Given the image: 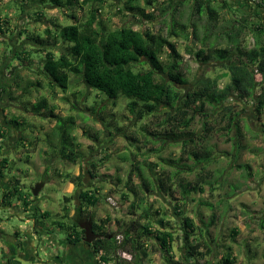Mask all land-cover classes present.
<instances>
[{"label": "rangeland", "instance_id": "1", "mask_svg": "<svg viewBox=\"0 0 264 264\" xmlns=\"http://www.w3.org/2000/svg\"><path fill=\"white\" fill-rule=\"evenodd\" d=\"M179 1L183 2V5L176 9V20L196 25L200 36L203 32L211 34L210 41L215 39L214 37L223 36V33L232 25H236L240 19L258 21L255 12H261L260 16L264 14V3L261 2H248L247 7L240 8L241 0H225L229 7L220 9L224 0H211L213 7L219 12V21L212 26L206 14L194 13L191 0ZM94 2V7L101 10L100 15L108 28L131 25L136 30L148 28L154 32L164 31L161 20L149 23L137 16L133 18L132 14L121 16L116 14V7L111 6L109 1ZM31 3L30 0H0V17L7 21L2 24L4 34H0V76L3 77V84H8V90L11 91H0V159L6 157L9 160L8 168L2 170L4 177L0 178V184L5 185L7 179L16 177L18 187L25 194L42 181L44 186L36 197L29 198L31 203L28 210H24L21 203L15 199H12L9 207H0V264H7L8 258L11 257L10 247H17L22 237L23 241L32 239L35 243L34 252L38 260H35L34 256L26 257L18 253L16 259L19 264H63L62 260L54 257L61 258L63 252L66 257L70 254V250L63 249L60 245L67 237L66 233L53 228L51 221L41 219L35 213L37 208L39 212L46 211L50 219H59L65 212H68V216L73 215L72 205L78 199V188L63 178L65 174L83 175V189L98 190L99 202L96 208L90 210L93 213L91 220L100 225L108 219L100 228L106 233H113L125 229L132 220L138 218V213L129 214L132 196L127 194L123 185L128 178L131 164L138 163L144 176L154 178L162 174L163 170H170L163 160L178 161L181 157V165H189L193 161L185 159L181 140L162 144L161 141L166 138L163 130L166 126L162 129L159 126L164 118L162 112L134 120L126 109V99L120 98L115 105H111L104 96L74 77L70 78L65 92L60 89L51 91L39 72L37 59L26 67L20 66L10 74V59L6 58V54L9 55L7 44L14 47L13 51H17L25 42H21L22 38H19L21 32L25 31L24 37L27 38V35L42 34L48 27L52 31V18H56L63 25L69 23L65 19V11L50 6L40 10L42 17L39 16L38 19L37 7ZM19 9H22V12ZM87 9L89 6L80 14L83 19L84 15L87 16ZM166 13L169 15V12ZM168 15L163 18L165 21H169ZM242 40L248 48L252 46V38L248 33L242 34ZM215 41L220 46L225 44L223 38ZM176 44L187 81L182 88L183 93L191 90L201 78L213 77L223 71L220 68L221 63L210 62L204 65L188 56L184 50L185 42L178 41ZM191 47L197 50L199 45L193 43ZM37 82L40 86L36 85ZM219 83L220 87H224L228 83V77ZM40 97L46 98L49 107H54L55 115L72 116L74 119L70 136L76 144L75 150L82 155L75 163L56 156L58 139L54 131L55 120L33 113L32 105ZM228 102L233 105L234 111L240 113L239 133H227L222 130L224 124L220 123L217 112L209 106L204 112L198 113L189 128L195 134L196 140H203L197 141L198 145L211 151L212 160L205 165L210 176L206 180L208 184L204 186L203 193L192 194L184 206L181 202L178 204L183 207L185 215L191 217L201 228L203 222L206 223L212 214L210 208L204 204L214 206L215 225L209 229V238L204 237L208 242L207 246L199 248L202 254L198 257L200 264L209 261L210 264H220V259L225 255L231 257L229 264H264V230L258 226L259 218L264 215V118L255 114L250 101L237 104ZM204 115L207 118L201 117ZM16 117L24 124L23 127L14 129L13 125L8 123V120ZM204 121L208 123L206 126ZM116 128L122 130L116 131ZM155 132L158 133L156 138L151 135ZM205 136L207 137L204 138ZM125 156L128 157L127 160L124 159ZM91 164L94 168H91ZM245 164L249 166L248 171L237 168ZM245 171L250 176L246 175ZM116 178L122 181L121 184L116 182ZM189 179H193V176H189ZM132 183H139L137 175L132 176ZM122 195L127 198L124 199ZM64 197H73L74 201L64 203ZM146 200L152 203L154 208L161 204L170 208L171 205L155 191L146 194ZM34 217L38 227L35 225L33 228ZM170 217L172 222L180 220L174 216L172 210ZM83 221L84 219H80V222ZM233 228L238 230L234 242L231 239ZM34 229H38L39 234L35 235ZM176 231L171 253L174 261L181 262L183 241L180 232ZM194 240H200L202 244L197 235ZM49 243L52 247H49ZM146 244L148 255L146 258L141 257L138 264H167L164 261L165 253L159 250L153 240H148ZM24 257L35 262L23 260ZM118 258L121 262L122 258ZM126 262L125 264H132V256L131 260ZM95 263L97 260L92 262Z\"/></svg>", "mask_w": 264, "mask_h": 264}, {"label": "trees", "instance_id": "2", "mask_svg": "<svg viewBox=\"0 0 264 264\" xmlns=\"http://www.w3.org/2000/svg\"><path fill=\"white\" fill-rule=\"evenodd\" d=\"M94 1L99 3L104 0H30L31 4L37 7L38 19L39 16L42 17L40 10L50 6L65 11L64 16L69 23L63 25L56 18H52V31L48 27L42 34L27 35V38L24 37L25 31L21 32L19 37L22 38L21 42L28 43L24 42L23 47L17 51H13L14 47L7 44L9 55L6 54V58L10 59V74L20 66L26 67L37 59L39 72L51 91L60 89L65 92L70 78L74 77L81 79L88 88L104 96L111 105H115L120 98L126 99L128 101L126 109L134 120L162 112L164 118L159 126L160 129L166 126L163 129L166 138L161 141L162 144L181 140L182 152L186 154L185 159L192 160V164L181 165L179 163L181 157L178 161L163 160L170 170H163L162 174L154 178L144 176L138 163L131 164L128 178L123 185L127 194L132 196L129 214L138 213V218L132 220L125 229L113 233H106L100 228L108 219L102 221L100 225L92 223L93 229L98 230L100 234V238L92 243V248L94 256L97 257V264L127 263L124 259L119 261L118 251L131 255L132 264H138L141 257L146 258L148 255L146 242L153 240L159 250L165 253V263L200 264L198 257L202 254L199 248L208 244L204 237L209 238V229L215 225V209L209 203L204 204L210 208L212 214L206 223L203 222L201 228L191 217L185 215L181 204L184 206L192 194L204 192V186L208 184L206 180L210 176L205 165L211 162L212 157L208 148L198 145L197 141L203 140H196L195 134L189 128L198 113L204 112L209 106L217 112L220 123L224 124L222 130L227 133L234 131L239 133L240 113L234 111L233 105L228 101H233L234 104L250 101L255 114L264 118V25L240 19L236 25L227 29L223 36L214 37L215 39L210 41L211 34L203 32L200 36L196 25L176 20V9L183 5L179 0H105L116 7L115 12L118 15L132 14L133 18L137 16L149 23L161 20V25H164V31L159 32L148 28L136 30L131 25L111 29L103 22L101 10L94 7ZM242 1L264 3V0ZM191 3L194 13L206 14L212 26L219 21L218 9L213 7L211 0H191ZM86 6H89V9L86 17L82 14L83 19L80 14L84 13ZM228 7V2L224 0L220 9ZM19 11L22 12V9ZM166 12H169V15ZM167 15L169 21L163 19ZM6 23V19L0 17L2 35L4 34L2 24ZM245 32L252 38V46L249 48L242 40V34ZM220 38L225 40L224 46L215 41ZM178 41L185 42L184 50L188 56L204 65L210 62L221 63L220 68L223 71L213 77L201 78L191 90L183 93L182 88L187 81L182 57L177 49ZM193 43L199 45L197 50L192 49ZM226 76L228 83L220 87V80ZM36 85L40 86L38 82ZM9 87L8 84H3V77L0 76V91L10 93ZM32 111L40 117L55 120L54 131L58 139L56 156L59 159L75 163L82 158L75 150L76 144L70 136L74 127L72 116L55 115L54 107H49L45 97H40L32 105ZM201 117L207 118L206 115ZM8 123L13 125L14 129L24 125L17 117L8 120ZM203 124L206 126L208 123L204 121ZM120 130L122 129L116 128V131ZM151 135L158 137L156 132ZM127 158L124 157L125 160ZM8 165L9 160L2 157L1 178L4 177L2 170H6ZM91 168H94V165L91 164ZM237 168L249 170L247 164ZM136 175L139 183L133 184L132 176ZM191 175L193 179H189ZM246 175L250 176L248 172ZM82 176L80 174L71 176L69 173L63 176L66 181L78 188V199L72 205V216L65 212L59 219L54 217L50 219L48 212H39L38 208L35 213L41 219L51 221L53 228L64 231L67 236L65 239L72 244L80 241L83 236L78 222L85 217L92 218L93 213L90 210L96 208L99 202L98 190L83 189ZM8 182L12 188L1 198L0 207H9L12 199H15L21 203L24 210H28L31 203L29 198L32 197L31 190L27 194L21 192L16 177L8 179ZM116 182L121 184L122 181L116 178ZM41 183L44 184V181ZM152 191L160 194L165 202L171 204L170 208L163 204L154 208L152 203H148L146 194ZM122 197L127 198L126 195ZM72 200L74 201L73 197L63 198L64 203ZM171 210L180 220L171 221ZM36 217L34 224L38 227ZM258 226L264 230V215L259 218ZM175 230L180 232L183 241L181 262L174 261L171 253ZM237 232V229H231L233 242L236 241ZM14 234L17 235V232ZM195 235L202 240V244L200 240H194ZM13 247L9 249L11 257L8 258L7 264H19L16 259L19 246L17 244V247ZM230 258V255H225L219 263L229 264ZM206 264H210V261Z\"/></svg>", "mask_w": 264, "mask_h": 264}, {"label": "crops", "instance_id": "3", "mask_svg": "<svg viewBox=\"0 0 264 264\" xmlns=\"http://www.w3.org/2000/svg\"><path fill=\"white\" fill-rule=\"evenodd\" d=\"M247 5H248V2L245 3L243 1L239 4V6H241L240 8H245V7H247ZM255 13L257 14V17H258L257 19H259L256 22H259L262 25H264V14L262 13V16H260L261 12L258 11ZM243 20H248V19H243ZM248 21H250V20H248ZM251 22H255V21L251 20ZM23 240H24L23 237L19 240V243H18L19 247H18L17 252L19 254H22V256H26V257L27 256L28 257L34 256L36 258V255L34 252L35 251V249H34L35 243L32 241V239L31 240L27 239L26 241H23ZM52 241H53V245L55 247L56 244L54 242V238ZM60 245H62L63 249L70 250V254L67 257L64 255V252H63L62 257L59 258V260H62V263H64V264H84V262H88V263L90 262L92 264V262H96V257L89 255V251L86 250L87 248L81 242H77L75 245H71L70 243L65 242V240H64L62 243H60ZM81 249H83V251H81ZM26 257H24L23 260L35 262L34 260L27 259ZM35 260H38V259L36 258ZM55 260H54V262H55ZM95 264H97V263H95Z\"/></svg>", "mask_w": 264, "mask_h": 264}, {"label": "flooded vegetation", "instance_id": "4", "mask_svg": "<svg viewBox=\"0 0 264 264\" xmlns=\"http://www.w3.org/2000/svg\"><path fill=\"white\" fill-rule=\"evenodd\" d=\"M11 183H12V181H11ZM10 188H12V187L9 184L8 179H7L6 183H5V185H1L0 184V202L2 200L1 198L5 197L6 193L10 190ZM91 219L92 218H90V217H85L83 222H80V221L78 222L79 229L83 231V236L81 237V240L78 241V242H81L87 248L86 250L89 251V255L94 256V250L92 248V243L96 239L100 238V234L98 233V230L93 229V226H92L93 221ZM34 226H35V224L33 225V228H34ZM90 230L92 232H90ZM39 232L40 231L38 229H36V230L34 229V231H33V233L35 235L39 234ZM85 239L89 240L90 243L85 242L84 241ZM65 242H68V241L65 239ZM70 244L71 245H75L76 243H74V244L70 243ZM49 245H50L49 247H52L51 243H49ZM56 257H57V259L60 258L59 256H56Z\"/></svg>", "mask_w": 264, "mask_h": 264}, {"label": "water", "instance_id": "5", "mask_svg": "<svg viewBox=\"0 0 264 264\" xmlns=\"http://www.w3.org/2000/svg\"><path fill=\"white\" fill-rule=\"evenodd\" d=\"M43 186H44L43 183H38V184H36L35 187L32 188V190H31V195H32L33 197H36V196L38 195L40 189H41ZM90 232H92V231L90 230ZM84 241L87 242V243H90V241L87 240V239H85Z\"/></svg>", "mask_w": 264, "mask_h": 264}, {"label": "built area", "instance_id": "6", "mask_svg": "<svg viewBox=\"0 0 264 264\" xmlns=\"http://www.w3.org/2000/svg\"><path fill=\"white\" fill-rule=\"evenodd\" d=\"M117 255H118L119 257H121L122 259L126 260V261L131 260V256H130L129 254H127L126 252L118 251V252H117Z\"/></svg>", "mask_w": 264, "mask_h": 264}]
</instances>
